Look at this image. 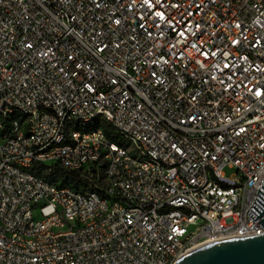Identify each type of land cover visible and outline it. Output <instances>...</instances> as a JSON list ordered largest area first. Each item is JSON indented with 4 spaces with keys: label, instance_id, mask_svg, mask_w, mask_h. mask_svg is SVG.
<instances>
[{
    "label": "built area",
    "instance_id": "2783aa9c",
    "mask_svg": "<svg viewBox=\"0 0 264 264\" xmlns=\"http://www.w3.org/2000/svg\"><path fill=\"white\" fill-rule=\"evenodd\" d=\"M0 100L35 116L31 135L1 126L0 264H173L183 242L264 234L246 214L264 180V0H0ZM40 103L64 122L105 112L171 167L129 170L98 134L67 142ZM47 139L62 146L38 154ZM101 163L124 175L113 218L107 198L43 179L60 167L103 185Z\"/></svg>",
    "mask_w": 264,
    "mask_h": 264
},
{
    "label": "bare ground",
    "instance_id": "6f19581e",
    "mask_svg": "<svg viewBox=\"0 0 264 264\" xmlns=\"http://www.w3.org/2000/svg\"><path fill=\"white\" fill-rule=\"evenodd\" d=\"M39 111L44 114L54 116L56 122H64L63 110L48 103H40ZM9 119L10 126H18L23 135H31L35 129V116L31 110L22 109L16 102H9V110L1 108L0 100V133L1 126H7ZM107 131L109 133H107ZM98 134L102 139L109 142V147L126 154L129 161V170H139L146 167H171V160L156 154L148 145L143 144L141 135H135L133 130L125 129L122 123H119L113 117L105 112H98L93 115L82 116L77 112H70L67 120L61 126V135L67 142H74V134ZM62 146V139H47L46 145H38L37 153L48 155V149H54ZM3 163V156L0 153V165ZM16 168H28V160L16 158ZM52 172H43L45 182H52L49 175ZM99 173L103 179V185L97 179L90 176H82V183L76 188L66 186L68 195L84 196L86 199H93V193L101 198L108 199L106 218H113L117 213V191L110 188H117V182H124V175H117V181L111 176L109 163L99 165ZM179 180L183 181L187 187H194V178L188 173H179ZM212 184L223 191H235L236 183L223 177H212ZM87 187V188H84ZM105 208H98L97 221H104ZM80 219V212H69L66 214L67 222H75ZM58 224H65V217H58ZM89 218L81 219V226H88ZM57 227V219L48 220V228ZM210 241H206V244ZM193 249V242H183L177 248V256H182ZM172 264V263H165Z\"/></svg>",
    "mask_w": 264,
    "mask_h": 264
},
{
    "label": "water",
    "instance_id": "95a60500",
    "mask_svg": "<svg viewBox=\"0 0 264 264\" xmlns=\"http://www.w3.org/2000/svg\"><path fill=\"white\" fill-rule=\"evenodd\" d=\"M246 214L264 229V180ZM173 264H264V234L206 243Z\"/></svg>",
    "mask_w": 264,
    "mask_h": 264
},
{
    "label": "trees",
    "instance_id": "16d2710c",
    "mask_svg": "<svg viewBox=\"0 0 264 264\" xmlns=\"http://www.w3.org/2000/svg\"><path fill=\"white\" fill-rule=\"evenodd\" d=\"M107 133H109L107 131ZM49 179L52 182H56L59 186H68L71 188H76L80 186V174L71 172L60 167H56L53 172L49 175Z\"/></svg>",
    "mask_w": 264,
    "mask_h": 264
},
{
    "label": "rangeland",
    "instance_id": "374dc122",
    "mask_svg": "<svg viewBox=\"0 0 264 264\" xmlns=\"http://www.w3.org/2000/svg\"><path fill=\"white\" fill-rule=\"evenodd\" d=\"M225 172H226V173H231V172H233V170L228 169V168H225ZM194 229H195V226H193V225H191V226L189 227V230H194Z\"/></svg>",
    "mask_w": 264,
    "mask_h": 264
}]
</instances>
